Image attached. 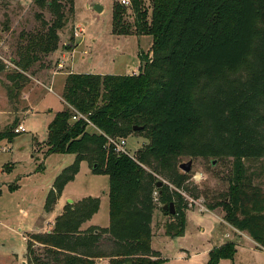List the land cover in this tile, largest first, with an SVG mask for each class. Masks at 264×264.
<instances>
[{"label": "trees", "instance_id": "16d2710c", "mask_svg": "<svg viewBox=\"0 0 264 264\" xmlns=\"http://www.w3.org/2000/svg\"><path fill=\"white\" fill-rule=\"evenodd\" d=\"M35 1L52 16L39 12L40 27L19 33L11 58L17 71L7 76L12 105L27 73L33 76L59 47L75 11L74 0ZM150 1L151 14L144 0L113 4L115 33L153 36L151 56L139 52V74L69 73L62 93L66 107L55 113L46 137V153L75 155L56 176L46 212L87 161L93 172L109 176L110 224L82 227L98 212L99 197L67 202L51 229L27 235V264H161L163 255L152 246L158 209L171 218L165 234L180 236L190 202L185 193L197 196L189 173L179 167L183 156L233 157L228 200L219 205L232 226L264 247V189L245 177L243 165L245 159H264V0ZM2 30H10L9 18ZM76 111L99 130L90 132L85 119H73ZM14 129L0 132V141L13 140ZM138 133L149 142L137 155L116 152L108 138ZM171 202L175 214L163 208ZM235 252L232 241L214 246L206 264Z\"/></svg>", "mask_w": 264, "mask_h": 264}, {"label": "rangeland", "instance_id": "374dc122", "mask_svg": "<svg viewBox=\"0 0 264 264\" xmlns=\"http://www.w3.org/2000/svg\"><path fill=\"white\" fill-rule=\"evenodd\" d=\"M117 1L74 0L75 11L69 13L70 18L61 30L59 47L45 65L36 68L33 76L27 73L28 80L15 91L16 104L9 102V105L6 96L10 84L7 76L17 69L6 67L2 60L0 62L3 66L0 70V132L10 128L18 112V118H21L18 125L25 127L13 140L0 141V264H27V235L43 226L49 228V221L61 213L69 200L74 203L89 195L99 197L100 208L90 223L102 227L110 224L109 176L93 172L87 161L82 162L79 173L65 186L53 209L46 212V197L56 176L74 161L75 155L46 153L45 138L55 113L64 108L60 96L69 73L130 74L140 69V51L151 56L152 35H120L113 31V4ZM144 2L151 14V1ZM98 3L104 6L101 12L95 9ZM39 12L46 19L52 16L35 0H0V36L3 41L0 51L5 57L11 59L14 56L20 31L40 27ZM7 18L10 30L3 31ZM128 20L132 21L133 16L130 15ZM76 25L83 28L79 35H75ZM60 61L63 67L58 68ZM35 99L41 100L29 109ZM22 109L29 110L21 112ZM88 130L94 132L99 128L92 122L88 123ZM126 139L128 150L133 155H137V151L149 142L145 133L132 134ZM190 159L183 156L180 163ZM233 160V157L193 158L188 173L190 186L197 187V196L185 193L190 201L185 232L175 237L166 235L164 224L171 218L159 209L154 219L156 235L153 236L152 246L163 255L161 264H205L210 248L230 238L236 244V252L233 257L221 259L218 264H264L263 246L255 243L248 232H241L232 226L219 205V202L228 200L230 181L235 174ZM243 165L245 177L264 189V159H245ZM197 174H202V177L197 179ZM10 185H15L14 190L9 188ZM192 200L203 203L209 210L200 211L199 204ZM98 264H107V261Z\"/></svg>", "mask_w": 264, "mask_h": 264}, {"label": "built area", "instance_id": "2783aa9c", "mask_svg": "<svg viewBox=\"0 0 264 264\" xmlns=\"http://www.w3.org/2000/svg\"><path fill=\"white\" fill-rule=\"evenodd\" d=\"M119 4L124 5V6H129L131 4V0H118L117 1ZM83 32V28L80 25H76L75 28V35H79L80 33ZM3 43V41L1 40V36H0V45ZM0 60H2L4 62V65L6 67H14L16 68V65L12 62V60L10 58L5 57L1 51H0ZM58 66L59 67H63V63L60 61L58 62ZM130 74H139V69H135V71H133ZM52 88H50L51 90ZM79 118H83L85 119L88 123H92V121L89 119V117L85 114L79 113L76 111V114L73 116V119H79ZM25 130V127L23 125H19L17 127H15L14 131L15 132H22ZM109 138V142L114 146V149L116 152H120V153H129L128 147H127V139L126 137H110ZM197 179H199L200 177H202V174H197L195 176ZM166 182V181H165ZM154 198L156 200V202L158 204H161L159 201V192L158 189L154 190ZM195 203L199 204V209L200 211H208L209 209L206 208V206L203 203H199L196 200H192ZM264 248V247H263Z\"/></svg>", "mask_w": 264, "mask_h": 264}, {"label": "crops", "instance_id": "0c3cea01", "mask_svg": "<svg viewBox=\"0 0 264 264\" xmlns=\"http://www.w3.org/2000/svg\"><path fill=\"white\" fill-rule=\"evenodd\" d=\"M12 60V59H11ZM58 68H60V67H58ZM48 70V69H47ZM43 72H45V71H43ZM74 72V71H73ZM115 73H121V72H115ZM104 74H106V73H104ZM122 74H125V73H122ZM51 91L52 92H54V90H53V88L51 89ZM47 95V94H46ZM7 97V102H8V104H9V102H10V100H9V98H8V96H6ZM61 97V99H62V101L64 102V108H65V106H66V102H65V100L62 98V95L60 96ZM44 98V97H43ZM9 100V101H8ZM39 100H41V99H35V101H32V103H31V107L29 108V109H32L33 108V106H34V104L36 103V102H38ZM10 105V104H9ZM63 108V109H64ZM28 109V110H29ZM27 110V111H28ZM23 111H26V109H22V111L21 112H23ZM26 111V112H27ZM0 113H2V112H0ZM19 113V112H18ZM18 113L17 114H15V117L13 118V123L10 125V127L13 125L14 127H17V126H19L18 124H19V121H20V119L21 118H18V117H20V116H18ZM17 116V117H16ZM14 127H11L12 129L14 128ZM16 133H20V132H16ZM48 134V133H47ZM47 137V136H46ZM46 139V138H45ZM3 140H5V139H3ZM82 164V163H81ZM65 205V204H64ZM64 207V206H63ZM63 210V208L61 209V211ZM54 221H55V219L54 220H51V221H49V228H46L45 226H43V227H41L39 230H36V231H47L48 229H51L52 228V226H53V224H54ZM91 225H96V224H94V223H90V220L89 221H87V222H85L84 224H83V228H87V227H89V226H91ZM240 231V230H239ZM242 232V231H241ZM225 235V234H224ZM220 238H221V236H220ZM228 241H234L233 240V238H230ZM221 243H223V242H227L226 240H224V241H220ZM221 243H218V245H216V246H219V245H222ZM255 243H257L256 241H255ZM224 244V243H223ZM258 245V244H257ZM214 246H212L211 248H210V250L213 248ZM209 250V251H210ZM104 261H107V264H108V260L107 259H101V260H99V261H97V264L99 263V262H104ZM208 261V260H207ZM207 261L205 262V264L207 263ZM24 263H26L25 261H24Z\"/></svg>", "mask_w": 264, "mask_h": 264}, {"label": "water", "instance_id": "95a60500", "mask_svg": "<svg viewBox=\"0 0 264 264\" xmlns=\"http://www.w3.org/2000/svg\"><path fill=\"white\" fill-rule=\"evenodd\" d=\"M103 8H104V6H103L102 4H100V3H98V4L95 5V9H96L98 12H101V11L103 10ZM11 127H14V126L12 125ZM143 128H144V126H140V125H135V126H134V129H135V130H139V129H143ZM192 163H193V158H191V159H190L189 161H187V162H182V163H180L179 167L182 169V171L188 173V172L191 170V168H192ZM163 183H164V180L160 179V180L158 181V185H157V186L160 187V186L163 185ZM71 201H72V200H69V202H71ZM163 208H164L165 210H168L171 214H175V212H176V208H175V205H174L173 202H171V203H169V204H164V205H163Z\"/></svg>", "mask_w": 264, "mask_h": 264}]
</instances>
